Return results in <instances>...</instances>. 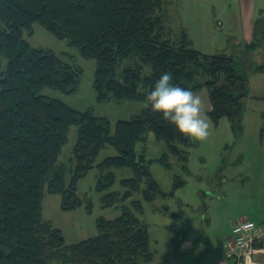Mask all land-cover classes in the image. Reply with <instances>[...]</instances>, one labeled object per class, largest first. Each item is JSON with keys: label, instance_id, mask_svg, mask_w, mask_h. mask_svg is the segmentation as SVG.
<instances>
[{"label": "trees", "instance_id": "1", "mask_svg": "<svg viewBox=\"0 0 264 264\" xmlns=\"http://www.w3.org/2000/svg\"><path fill=\"white\" fill-rule=\"evenodd\" d=\"M165 11L163 0H0V264H150L149 232L134 212L141 210V200H133L132 207L123 204L115 218H97L95 235L67 244L61 230L42 218L44 191L60 194L63 210L77 208L82 205L77 182L96 167L95 190L103 192L104 206L117 207L137 192L151 201L166 193L150 162L167 166L169 153L182 165L188 159L190 139L150 107L112 126L89 108L78 110L42 94L45 87L73 92L82 71L51 49L30 46L24 34L32 33L34 23L95 60L97 101L145 102L168 72L180 87L206 90L213 122L227 117L233 130L241 128L247 73L237 68L233 55L195 47L182 27L171 36ZM261 20L255 26L258 36L246 48L262 42ZM252 69L264 71V65ZM71 125L78 130L66 182L58 156ZM148 132L166 145L155 159L146 158L144 146L138 148ZM107 145L115 154L96 162ZM114 168L131 172L119 179L123 192L110 190ZM181 184L176 177L173 188Z\"/></svg>", "mask_w": 264, "mask_h": 264}, {"label": "rangeland", "instance_id": "2", "mask_svg": "<svg viewBox=\"0 0 264 264\" xmlns=\"http://www.w3.org/2000/svg\"><path fill=\"white\" fill-rule=\"evenodd\" d=\"M163 1L165 19L169 20L171 27L170 35L175 36L177 28L183 26L180 25L182 19L179 13L185 15L184 9L194 5L192 0ZM197 1L200 7L206 3V0ZM250 1L255 3L260 0ZM24 37L30 46L51 49L82 71L73 92L65 93L45 87L42 94L58 98L78 110L89 108L95 115L107 117L112 126L118 119L130 118L145 106V102L137 100L97 101L93 87L94 59L83 57L66 39L57 38L38 23H34L32 33L25 32ZM245 45V41L236 42L230 36L224 49V52L234 56L237 68L244 70L249 78L248 95L243 99L241 128L233 130L227 117L213 122L207 116L210 101L206 90L195 91L204 101L211 134L205 141L190 139L186 147L188 159L185 165L170 153L167 166L157 160L150 162V172L166 193L165 196L158 195L151 201H145L137 192L118 203L117 207L104 206L100 200L103 192L95 190L98 176L96 167L77 182V193L82 199V205L77 208L63 210L60 194L44 191L42 218L61 230L67 244L95 235L97 218H115L121 214L123 204L132 207V201L139 199L141 210L134 209V212L148 229L150 248L154 252L152 264H215L224 250L223 242L226 244L228 236L232 237L230 221L249 218L260 223L264 219L256 214L259 210L264 212V133L260 134L264 114L259 111L264 109V101L251 98L252 92H258L261 87L253 84L255 76L252 68L264 65V45L255 49L246 48ZM261 114L263 117L259 119L258 115ZM260 121L263 123L259 124ZM77 130L76 125L69 127L67 142L58 156V162L66 166V182L69 178L68 159L72 155ZM143 146L148 159H155L167 151L165 143L157 140L151 132L147 133L145 143L138 144L140 149ZM111 154H115V149L105 146L96 162ZM112 170L116 180L110 190L123 192L119 179L130 176L131 172L127 168ZM176 177L183 184L173 188ZM87 200L91 203L89 211L85 208Z\"/></svg>", "mask_w": 264, "mask_h": 264}, {"label": "crops", "instance_id": "3", "mask_svg": "<svg viewBox=\"0 0 264 264\" xmlns=\"http://www.w3.org/2000/svg\"><path fill=\"white\" fill-rule=\"evenodd\" d=\"M196 1L192 0L194 6L184 9L186 12L185 15L182 14V16L179 13L182 19L180 25H183L181 27L189 33L193 45L203 52L207 51V53H212L224 51L228 46V38L230 36L236 42L245 41V44L254 42L256 36H258L255 30L256 22L263 19L261 22L264 25V0L255 3L250 0H206V3L202 7ZM176 14L179 15L178 12ZM184 16L187 18L184 19ZM261 45H264V38L256 48ZM253 73L255 76L253 84L261 87L258 92H252V97H250L255 101H264V71L255 70ZM262 110L259 111L264 114V109ZM263 114L258 115V118L263 117ZM258 123L263 122L260 121ZM263 129L264 126L261 129V135L264 133L262 132ZM256 214L258 218L264 217L263 211L259 210ZM238 221H241V219L230 221V227ZM260 224L264 225V219L261 220ZM228 238L230 239L229 236ZM185 245L187 246L188 244L185 242ZM223 247L224 250L218 256L215 264H225L224 251L226 244L224 242ZM244 264H264V262L257 258H246Z\"/></svg>", "mask_w": 264, "mask_h": 264}, {"label": "clouds", "instance_id": "4", "mask_svg": "<svg viewBox=\"0 0 264 264\" xmlns=\"http://www.w3.org/2000/svg\"><path fill=\"white\" fill-rule=\"evenodd\" d=\"M145 107L160 113L183 136L205 141L210 136L211 123L205 114L202 97L191 89L172 82L171 73H163L147 94Z\"/></svg>", "mask_w": 264, "mask_h": 264}, {"label": "built area", "instance_id": "5", "mask_svg": "<svg viewBox=\"0 0 264 264\" xmlns=\"http://www.w3.org/2000/svg\"><path fill=\"white\" fill-rule=\"evenodd\" d=\"M232 237L226 243L225 264H244L246 258L264 262V225L245 219L231 225Z\"/></svg>", "mask_w": 264, "mask_h": 264}]
</instances>
